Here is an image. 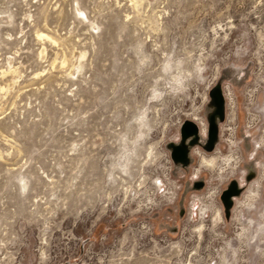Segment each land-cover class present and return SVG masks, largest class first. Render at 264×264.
Masks as SVG:
<instances>
[{
    "label": "rangeland",
    "instance_id": "rangeland-1",
    "mask_svg": "<svg viewBox=\"0 0 264 264\" xmlns=\"http://www.w3.org/2000/svg\"><path fill=\"white\" fill-rule=\"evenodd\" d=\"M0 264H264V0H0Z\"/></svg>",
    "mask_w": 264,
    "mask_h": 264
},
{
    "label": "water",
    "instance_id": "water-1",
    "mask_svg": "<svg viewBox=\"0 0 264 264\" xmlns=\"http://www.w3.org/2000/svg\"><path fill=\"white\" fill-rule=\"evenodd\" d=\"M209 101L206 109L207 129L205 136L200 134L199 125L193 120H184L179 130V140L168 142L166 148L169 151L171 161L176 166H187L191 163V150L200 147L205 152H212L219 142V127L225 119L226 100L218 80L208 91ZM203 180L196 181L192 188L195 190L203 187ZM242 188L236 180H231L222 191L220 199L224 209L228 212L233 204V197L240 194Z\"/></svg>",
    "mask_w": 264,
    "mask_h": 264
},
{
    "label": "flooded vegetation",
    "instance_id": "flooded-vegetation-1",
    "mask_svg": "<svg viewBox=\"0 0 264 264\" xmlns=\"http://www.w3.org/2000/svg\"><path fill=\"white\" fill-rule=\"evenodd\" d=\"M204 133H206V132L201 131V129H200V134H201L202 136H203ZM194 148H196V147H193V148H192L191 153H193ZM189 166H190V164L187 165V166H179V167L182 168V169H186V168H188Z\"/></svg>",
    "mask_w": 264,
    "mask_h": 264
},
{
    "label": "bare ground",
    "instance_id": "bare-ground-1",
    "mask_svg": "<svg viewBox=\"0 0 264 264\" xmlns=\"http://www.w3.org/2000/svg\"><path fill=\"white\" fill-rule=\"evenodd\" d=\"M38 35H39V36H43V35H44V33H43V34H41V33H40V34H38Z\"/></svg>",
    "mask_w": 264,
    "mask_h": 264
},
{
    "label": "clouds",
    "instance_id": "clouds-1",
    "mask_svg": "<svg viewBox=\"0 0 264 264\" xmlns=\"http://www.w3.org/2000/svg\"><path fill=\"white\" fill-rule=\"evenodd\" d=\"M126 155H130V154H126Z\"/></svg>",
    "mask_w": 264,
    "mask_h": 264
}]
</instances>
